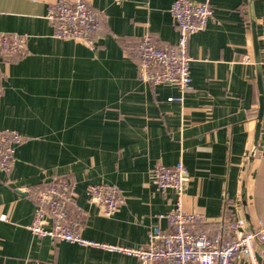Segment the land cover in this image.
<instances>
[{"label":"crops","instance_id":"0c3cea01","mask_svg":"<svg viewBox=\"0 0 264 264\" xmlns=\"http://www.w3.org/2000/svg\"><path fill=\"white\" fill-rule=\"evenodd\" d=\"M58 1L0 0V32L26 38L23 51L0 55V130L24 138L12 172L0 171V216L7 217L0 219V264H138L122 253L35 236L28 228L35 190L68 180L69 213L84 238L138 248L154 228L170 230L175 206L151 170L180 161L189 172L184 210L204 216L196 231L212 235L240 219L249 231L264 230V117L250 159L259 110L252 21L264 86V0H210L213 20L189 40L184 92L139 76L143 36L160 47L178 41L175 0H87L100 20L95 48L55 36L46 14ZM94 184L120 191L113 216L89 201ZM255 250L264 262V242Z\"/></svg>","mask_w":264,"mask_h":264},{"label":"built area","instance_id":"2783aa9c","mask_svg":"<svg viewBox=\"0 0 264 264\" xmlns=\"http://www.w3.org/2000/svg\"><path fill=\"white\" fill-rule=\"evenodd\" d=\"M170 13L177 26L178 41L174 46L160 47L151 36H143L137 45L139 76L144 83L153 86L173 84L184 92L191 84L190 37L207 27L214 18V11L210 0L199 4L175 0ZM46 19L54 24L57 38L78 41L90 48L97 46L100 20L87 0H59L48 7ZM25 47L24 36L0 32L1 56H13ZM23 142L24 138L18 132L0 130L1 172H12L17 148ZM151 178L162 193H173L175 206L167 215L170 230L154 228L144 246L125 248L84 238L79 232L80 221L72 220L70 216L73 191L71 183L64 178L35 190L37 206L28 228L38 238L48 237L57 242L122 253L135 257L138 264H264L263 253L255 250L256 241L264 242L263 229L249 231L240 219L222 223L212 235L195 230L204 222V216L184 210L189 172L182 161L174 166L156 165L151 170ZM87 194L89 201L106 217L116 214L123 203L120 191L112 185H90ZM0 219L7 220V217L1 215Z\"/></svg>","mask_w":264,"mask_h":264},{"label":"water","instance_id":"95a60500","mask_svg":"<svg viewBox=\"0 0 264 264\" xmlns=\"http://www.w3.org/2000/svg\"><path fill=\"white\" fill-rule=\"evenodd\" d=\"M252 34H253V40H254V55H255V61H256V70H257V83H258V89H259V110H258V116H257V128H256V133L254 137V144H253V149L251 153V160L254 158L257 145H258V140L260 136V131H261V125H262V120L264 117V86H263V78H262V71H261V66H260V56H259V47H258V42H257V33H256V26L255 22L252 21ZM248 223L250 222L248 218H246ZM252 232L255 231V229L252 228Z\"/></svg>","mask_w":264,"mask_h":264}]
</instances>
